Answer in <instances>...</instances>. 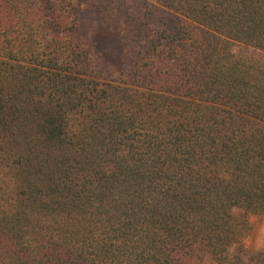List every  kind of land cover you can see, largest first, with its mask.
Wrapping results in <instances>:
<instances>
[{"label":"trees","instance_id":"16d2710c","mask_svg":"<svg viewBox=\"0 0 264 264\" xmlns=\"http://www.w3.org/2000/svg\"><path fill=\"white\" fill-rule=\"evenodd\" d=\"M256 216L264 0H0V264H264Z\"/></svg>","mask_w":264,"mask_h":264},{"label":"rangeland","instance_id":"374dc122","mask_svg":"<svg viewBox=\"0 0 264 264\" xmlns=\"http://www.w3.org/2000/svg\"><path fill=\"white\" fill-rule=\"evenodd\" d=\"M96 42L100 49L114 66H119L122 54V39L116 32L109 30L107 27L100 26L96 30ZM248 249L254 253H264V216L252 218V232L246 240ZM203 264H215L208 258Z\"/></svg>","mask_w":264,"mask_h":264}]
</instances>
